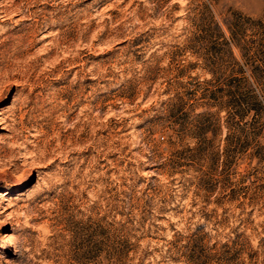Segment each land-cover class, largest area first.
Masks as SVG:
<instances>
[{"label": "rangeland", "instance_id": "obj_1", "mask_svg": "<svg viewBox=\"0 0 264 264\" xmlns=\"http://www.w3.org/2000/svg\"><path fill=\"white\" fill-rule=\"evenodd\" d=\"M263 67L264 0H0V264H264Z\"/></svg>", "mask_w": 264, "mask_h": 264}, {"label": "trees", "instance_id": "obj_2", "mask_svg": "<svg viewBox=\"0 0 264 264\" xmlns=\"http://www.w3.org/2000/svg\"><path fill=\"white\" fill-rule=\"evenodd\" d=\"M263 68H264V67H263ZM260 71H261V67L257 66L256 69H255V71H252V76H253V77H256L257 74H258V72H260Z\"/></svg>", "mask_w": 264, "mask_h": 264}]
</instances>
